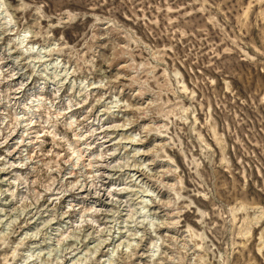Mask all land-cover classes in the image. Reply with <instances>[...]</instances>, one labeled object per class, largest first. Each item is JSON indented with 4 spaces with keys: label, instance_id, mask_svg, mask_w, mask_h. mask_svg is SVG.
Instances as JSON below:
<instances>
[{
    "label": "rangeland",
    "instance_id": "rangeland-1",
    "mask_svg": "<svg viewBox=\"0 0 264 264\" xmlns=\"http://www.w3.org/2000/svg\"><path fill=\"white\" fill-rule=\"evenodd\" d=\"M0 162V264H264V0H0Z\"/></svg>",
    "mask_w": 264,
    "mask_h": 264
},
{
    "label": "bare ground",
    "instance_id": "bare-ground-1",
    "mask_svg": "<svg viewBox=\"0 0 264 264\" xmlns=\"http://www.w3.org/2000/svg\"><path fill=\"white\" fill-rule=\"evenodd\" d=\"M7 11V10H6ZM23 32H25V30L23 31ZM22 32V33H23ZM7 33V32H6ZM25 34V33H24ZM23 34H21V31H20V33L18 34V40H21L22 38L23 39H25L24 38V35L22 36ZM34 36V35H33ZM26 37V36H25ZM21 38V39H20ZM36 44V43H35ZM35 44H33V43H30V47L29 48H31V50L33 51L34 49H35V47H36V45ZM27 47V46H26ZM28 48V49H29ZM23 49V48H22ZM43 49H44V47H43ZM46 49V48H45ZM30 50V51H31ZM27 51V50H26ZM29 51V50H28ZM29 51V52H30ZM31 51V52H32ZM44 51V50H43ZM41 52V51H40ZM40 52H39V54H40ZM46 53L47 52H49L48 50L47 51H45ZM44 52V53H45ZM33 53V52H32ZM45 53V54H46ZM38 54V55H39ZM44 54V55H45ZM41 56V55H40ZM39 56V57H40ZM21 58V57H20ZM41 58V57H40ZM27 59V58H26ZM48 59V58H47ZM47 59H45V60H47ZM21 61V60H20ZM40 62H41V60H40ZM26 65V64H25ZM45 65V64H44ZM30 67V66H29ZM17 73V72H16ZM4 74V73H3ZM10 74H12V73H10ZM62 74V73H61ZM14 75V74H13ZM13 75H12V79H13ZM16 75V74H15ZM10 76V75H9ZM19 76H15L14 78H18ZM19 81H20V79H18ZM28 80V79H27ZM26 81V80H25ZM18 84L20 83V87H18L17 86V90L16 91H19V92H16L17 94L18 93H20V91L22 90V80H21V82H17ZM59 83V82H58ZM15 84V83H14ZM24 86V85H23ZM8 87V86H7ZM14 89V88H13ZM24 89V88H23ZM14 91V90H13ZM14 98H15V96H14ZM21 99V98H20ZM67 113V112H66ZM33 119H34V117H31V116H29L27 119H23V121H22V123L24 122V125H32L33 124ZM100 120V119H99ZM98 120V121H99ZM15 123V122H14ZM108 126H110V125H108ZM26 127V126H25ZM100 128V127H99ZM107 128V127H106ZM109 128V127H108ZM24 130V129H23ZM101 130H99V132H100ZM107 131V130H106ZM4 133V132H3ZM30 133V132H29ZM96 133V132H95ZM105 134V133H104ZM100 135V134H99ZM108 135V134H107ZM107 135H106V137H107ZM98 137V136H97ZM13 139V138H12ZM40 140V139H39ZM14 141V140H13ZM133 141V140H132ZM2 142V141H1ZM88 142V141H87ZM107 143V141H100V144H101V146L103 145L102 143ZM6 143V142H5ZM9 143V142H8ZM86 143V142H85ZM137 143V142H136ZM71 144V143H70ZM139 144H140V146L139 147H136L134 150H137V152L138 151H141V155H144L145 157H148V158H151V156H150V152H149V150H143L142 148H141V146L144 148V147H146V143H145V141L144 140H141V141H139ZM139 144H133V146H137V145H139ZM87 145V144H86ZM109 145V144H108ZM98 146H100V145H98ZM117 146V145H116ZM92 147V146H91ZM105 147H107V145H105ZM128 147V146H127ZM89 148V147H88ZM139 148V149H138ZM150 148V147H149ZM74 149H75V147H74ZM105 149V148H104ZM103 149V150H104ZM114 149V148H113ZM112 149V150H113ZM118 149V148H117ZM108 150V149H107ZM75 151V150H74ZM101 151V150H100ZM99 151V152H100ZM110 151V150H109ZM108 151V152H109ZM79 153V152H78ZM82 153V152H81ZM91 153V152H90ZM104 153H106V152H104ZM103 152H101V154L100 155H102V157H100V158H103V154H104ZM99 154V153H98ZM112 154V153H111ZM113 154H114V152H113ZM80 155L81 154H79V156L78 157H80ZM106 155V154H105ZM90 156V155H89ZM94 156V155H93ZM96 156V155H95ZM98 156V155H97ZM77 157V158H78ZM106 157V156H105ZM115 158V157H114ZM3 162V161H2ZM5 162V161H4ZM11 162V161H10ZM19 162V161H18ZM109 162V161H108ZM148 162V161H147ZM161 162V161H160ZM17 163V162H16ZM16 163L15 164H13L14 166V169H18V167L20 166V165H22V164H20V165H16ZM113 163V162H112ZM0 164H1V162H0ZM99 164H101V163H99ZM103 164V163H102ZM143 164L145 165L146 163H144L143 162ZM154 164H156V165H158L159 167H161V166H163V164H165V163H162V164H160L158 161H156V159L155 158H153V159H151V161L150 162H148L145 166L146 167H149V166H151V165H154ZM91 165V164H90ZM105 165V164H104ZM103 165V166H104ZM165 165H167V163L165 164ZM100 166V165H99ZM102 166V167H103ZM106 166V165H105ZM119 166V165H118ZM144 166V167H145ZM98 167V166H97ZM110 167V166H109ZM125 167V166H124ZM141 167V166H140ZM145 167V168H146ZM165 167H168V165L167 166H165ZM73 168V167H72ZM114 167H112L110 170H112ZM98 169V168H97ZM155 169V168H154ZM109 170V171H110ZM128 170V169H127ZM159 170V169H158ZM168 170V169H167ZM8 171V170H7ZM72 171V170H71ZM98 171V170H97ZM113 171V170H112ZM111 171V172H112ZM134 171H136L135 172V174H134ZM146 171H147V168H146ZM145 170H144V168H139V169H134V170H132V172H133V177H135V180H139V181H143V179L144 178H147V179H150L149 177H150V173H148V172H146ZM153 171V170H152ZM160 171H162V170H160ZM103 172H105V171H103ZM111 172L109 173H107V175H106V173H102V176H104V178L105 179H107L109 176H111ZM5 173V170H4V167L3 168H0V183L2 182V183H5V181L8 179H10L11 180V178H13V175L12 176H10V178H7V177H1V174H4ZM153 173V172H152ZM163 173L164 174H167L166 173V171L164 170L163 171ZM162 173V175H164ZM98 174V173H97ZM124 174V173H123ZM126 174V173H125ZM112 175H113V173H112ZM115 175H117V174H115ZM158 175V174H157ZM72 177V176H71ZM97 177H98V175H97ZM128 177V176H127ZM131 177V176H130ZM152 177V176H151ZM161 177V176H160ZM110 178V177H109ZM122 178V177H121ZM120 178V179H121ZM97 179V178H96ZM112 179H114V178H112ZM118 179V178H117ZM133 179V178H132ZM14 180H17V177H14L13 178V180H11L10 182H6L7 184H11V185H14V182H16V181H14ZM101 180H103V179H101ZM131 180V179H130ZM129 180V181H130ZM94 181V180H93ZM121 181V180H120ZM165 181V180H164ZM84 182V181H83ZM102 182V181H101ZM161 182V181H160ZM170 182V181H169ZM91 183V182H90ZM89 183V184H90ZM117 183H119V182H117ZM129 183V182H128ZM147 183V182H146ZM80 184V183H79ZM85 184V183H84ZM83 184V185H84ZM98 184V183H97ZM126 184V183H125ZM76 185V184H75ZM113 184L112 183H110V180H108V181H104L103 180V183H101V185H100V188H96V190H95V192L94 193H91L90 192V190H87V189H80L78 192H81V193H83V191L84 192H86L85 194H86V196H89L90 198H92L93 199V202H94V204L96 205V210H99V209H103L102 211H106V210H104V208H106L107 207V205H109L110 204V201L109 200H111V199H109L110 198V195H111V191L113 190L112 189V186ZM165 185H166V183H165ZM168 185V184H167ZM77 186V185H76ZM94 185H92V187H93ZM146 186V185H145ZM115 187V186H114ZM113 187V188H114ZM157 187V186H156ZM89 188H90V186H89ZM116 188V187H115ZM150 188V187H149ZM78 189H79V187H78ZM91 189H93V188H91ZM121 189H123L122 187L121 188H119V189H117L118 191H116L115 192V194H118V192H120V193H122V191H120ZM159 191V190H158ZM66 192L68 193V190H66ZM92 195H91V194ZM149 193V192H148ZM151 193V192H150ZM155 194V193H154ZM62 195V194H61ZM81 195V194H80ZM149 195H151V194H149ZM63 196H65V194L64 195H62V196H55L54 198H50L49 199V201L47 202L48 204L46 205V207L44 206L42 209H41V212H42V210H43V212H51V210H52V207H54V205H56V203H54L53 204V202L57 199V200H60ZM71 196V195H70ZM73 196V199L72 200H74L75 199V196L74 195H72ZM85 196V195H84ZM122 197H124V196H122ZM115 199V198H114ZM120 199V198H119ZM119 199H117V200H119ZM126 199V198H125ZM48 200V199H47ZM89 200V199H88ZM25 201V200H24ZM63 201V200H62ZM112 201V200H111ZM114 201V200H113ZM122 201V200H121ZM66 202V201H65ZM127 202V201H126ZM70 203V202H69ZM119 203V202H118ZM5 204V203H4ZM112 204V203H111ZM124 204H126L125 202H124ZM123 204V205H124ZM128 205V204H127ZM99 206V207H98ZM121 205L119 204V207H120ZM168 206V205H167ZM34 207V206H33ZM32 207V208H33ZM128 207V206H127ZM143 207H145V206H143ZM159 208V207H158ZM20 211V210H19ZM53 211V210H52ZM65 211V210H64ZM101 211V210H100ZM160 211V210H159ZM161 211H162V209H161ZM40 212V213H41ZM89 212V211H88ZM97 212V211H96ZM17 213H19V212H17ZM97 213H99V212H97ZM105 214V212H101L100 214ZM122 213H123V211H122ZM147 213V212H146ZM163 213H165V212H163ZM43 214V213H42ZM168 214V213H167ZM48 214H45V215H42V217H44V216H47ZM97 215V214H96ZM172 215L173 214H171V217H172ZM124 216V215H123ZM166 216V215H165ZM170 216V215H169ZM28 217V216H27ZM111 217V216H110ZM168 218V217H167ZM1 219V218H0ZM11 220V219H10ZM94 220H96V219H94ZM127 220H129V219H127ZM140 220V219H139ZM99 221V220H98ZM97 220L96 221H94V222H98ZM104 222V221H103ZM111 222V221H110ZM170 223H172V222H170ZM7 224V223H6ZM24 224V223H23ZM73 224V223H72ZM169 224V223H168ZM46 225V224H45ZM73 226H74V224H73ZM166 226V225H165ZM91 227V226H90ZM169 227V226H168ZM103 228V227H102ZM91 229V228H90ZM91 230H93V229H91ZM103 231V230H102ZM136 232V231H135ZM96 233V232H95ZM124 234V233H123ZM139 235V234H138ZM30 236V235H29ZM121 236V235H120ZM145 236V235H144ZM65 237V236H64ZM129 237V236H128ZM127 237V238H128ZM143 237V236H142ZM146 237V236H145ZM73 238V237H72ZM92 238H95V237H92ZM114 238V237H113ZM116 238V237H115ZM123 238H125V237H123ZM126 238V239H127ZM64 239V238H63ZM67 239V238H66ZM98 239V238H97ZM130 239V238H129ZM136 239V238H135ZM95 240V239H94ZM103 241L104 240H99V242L96 244V242H95V244L97 245V246H101V243L103 244ZM123 241V240H122ZM135 241V240H134ZM64 242V241H63ZM108 242V241H107ZM112 242V241H111ZM121 243H123V242H121ZM121 243L119 242V244L117 245V246H119V245H121ZM106 244H110V243H106ZM129 245H130V243H128ZM155 244V243H154ZM83 245V244H82ZM95 245V246H96ZM124 245V244H123ZM115 246H116V244H115ZM131 246V245H130ZM157 246V244L156 245H154V247H156ZM123 247V246H122ZM152 247V246H151ZM98 248L99 247H95V249H94V252H96L97 253V250H98ZM128 248V247H127ZM106 249V248H105ZM142 249V248H141ZM134 250V249H133ZM102 251V250H101ZM117 251V250H116ZM150 252V251H149ZM153 252V251H152ZM102 253V252H101ZM126 253V252H125ZM127 254V253H126ZM147 255V254H146ZM145 256V253L143 252L141 255H139V258H143ZM145 258V257H144ZM101 260V259H100ZM100 260H99V262H100ZM160 260V259H159ZM169 260V259H168ZM162 261H163V258H162ZM170 261V260H169ZM98 262V263H99ZM164 262V261H163ZM97 264V263H96ZM159 264H162V262L161 263H159Z\"/></svg>",
    "mask_w": 264,
    "mask_h": 264
}]
</instances>
